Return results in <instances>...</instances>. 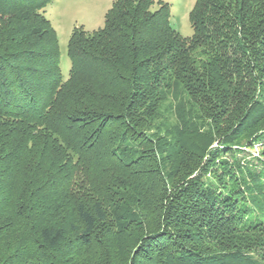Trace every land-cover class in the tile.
Here are the masks:
<instances>
[{
    "label": "trees",
    "instance_id": "obj_1",
    "mask_svg": "<svg viewBox=\"0 0 264 264\" xmlns=\"http://www.w3.org/2000/svg\"><path fill=\"white\" fill-rule=\"evenodd\" d=\"M52 2L0 0V264L96 249L105 264H264V0H197L191 38L169 4L117 0L103 28L72 32L66 81ZM171 92L178 122L155 140L143 117ZM243 138L263 145L257 165L237 158Z\"/></svg>",
    "mask_w": 264,
    "mask_h": 264
},
{
    "label": "rangeland",
    "instance_id": "obj_2",
    "mask_svg": "<svg viewBox=\"0 0 264 264\" xmlns=\"http://www.w3.org/2000/svg\"><path fill=\"white\" fill-rule=\"evenodd\" d=\"M117 0H53V2L46 8L45 17L51 22L54 27L58 40H59V49H60V67L62 71L63 80H68L70 76L71 69V61L68 57L67 47L68 42L71 37L72 32L75 28H83L86 32L92 33L100 28L104 27L105 17L107 12L112 8L113 3ZM154 5L152 6V11L159 10L161 8V4H169L170 5V23L172 27L184 38H191L194 34V30L189 21V15L192 9L194 8L197 0H153ZM187 99L186 96H183ZM181 99V98H180ZM174 99V94L171 92L168 100L161 102L155 109L150 110V116L143 117V123L145 129H148L147 132L144 133L141 131L136 137V141L140 142L143 140L144 134L150 135L155 140L157 138H162L165 136L166 132L173 133V128L177 125V114L176 107L178 106V102ZM185 104L184 108L187 113L192 115V111H195V108H192V103H188L189 101H183ZM264 102V98H263ZM197 123L202 126L204 123H201V119L196 118ZM199 126V125H198ZM148 127V128H146ZM207 131V130H206ZM210 132V131H209ZM211 134V132L209 133ZM167 138V140H171V136L163 137ZM131 140H134L132 138ZM135 142V141H134ZM165 141L160 140L158 144H163ZM238 144V143H235ZM239 145H243L242 152L237 154V158L239 160H247L248 162L254 163L257 165V159L260 158V149L263 147L262 144H254L247 145L246 140L243 138L240 140ZM220 147L219 142H215L210 146V149ZM209 149V150H210ZM234 150V149H232ZM160 164L163 166V172L167 175L172 173L175 170L176 161L172 159H166L170 156H167L164 153H159ZM184 157L187 159L190 155L186 152L183 153ZM220 159L227 160V162L232 163L233 159L230 154H221ZM224 158V159H223ZM159 159V157H158ZM192 159V158H190ZM206 157L204 158V160ZM259 165V164H258ZM153 167V166H152ZM154 168V167H153ZM213 168V167H210ZM217 168V167H216ZM214 168V169H216ZM192 169V167H191ZM133 174L142 177V181H138L144 184V188L154 187V176H148V171L151 170L149 167L145 168H134ZM188 171V170H187ZM219 171H224L219 169ZM220 173V172H219ZM178 180H176L177 182ZM144 189V190H146ZM96 247V246H95ZM99 253V249L93 251V256H88V261L85 264H105L102 263V260L97 258V254ZM123 251L119 252L122 256ZM119 255H115L114 258H120ZM94 258L91 260L90 258ZM83 259V258H82ZM82 259L78 262H69L67 264H83ZM85 261V259H84Z\"/></svg>",
    "mask_w": 264,
    "mask_h": 264
}]
</instances>
